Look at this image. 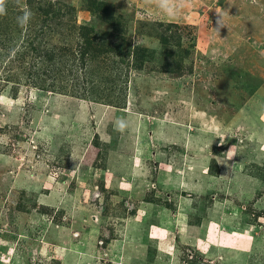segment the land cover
<instances>
[{
    "label": "rangeland",
    "instance_id": "374dc122",
    "mask_svg": "<svg viewBox=\"0 0 264 264\" xmlns=\"http://www.w3.org/2000/svg\"><path fill=\"white\" fill-rule=\"evenodd\" d=\"M0 264H264V0H7Z\"/></svg>",
    "mask_w": 264,
    "mask_h": 264
},
{
    "label": "crops",
    "instance_id": "0c3cea01",
    "mask_svg": "<svg viewBox=\"0 0 264 264\" xmlns=\"http://www.w3.org/2000/svg\"><path fill=\"white\" fill-rule=\"evenodd\" d=\"M185 165H187L186 163L184 164V167L182 166V167H179L178 169H179V171L178 172H175V170H173L174 168H173V166H171L172 168H167L166 170H165V172H166V174H168V176L170 177L171 175L172 176H174L175 178H177L178 179V181L179 180H182L183 179V177L185 176V174H187V173H189V174H193V175H195L194 173H191L192 171L190 170V168L189 167H187V166H185ZM182 172H184L185 174L184 175H182ZM171 174V175H170ZM202 176H204V177H208V175H209V173L208 174H201ZM189 176H188V174H187V178H188ZM184 179H186V176H185V178ZM174 195H176V193H174ZM182 196H183V194H181ZM178 196V195H177ZM147 205H150V203H148ZM152 209V217L153 218H155L156 220H157V222H158V224H157V226L156 227H154L153 229H152V231H151V234H152V232H153V230L155 229V228H159L160 227V224H161V221L163 220V218H160L158 215H157V213H156V210L158 209V208H156V207H152L151 208ZM150 209V210H151ZM149 210V211H150ZM161 210H163V213H164V216H165V218H168V219H170V215H169V210L167 209V208H161ZM169 222H170V220H169ZM172 225H174V224H172V222H171V226H170V229L172 228ZM171 239L172 238H170V236L167 238V239H165V241H163L160 237H158V239H155V238H153V237H150V240H152V241H154L156 244H157V246H158V250H161V251H163L164 253H168V251H167V246H170L171 245ZM167 242H169L168 244H167ZM167 245V246H166Z\"/></svg>",
    "mask_w": 264,
    "mask_h": 264
},
{
    "label": "clouds",
    "instance_id": "9594fccd",
    "mask_svg": "<svg viewBox=\"0 0 264 264\" xmlns=\"http://www.w3.org/2000/svg\"><path fill=\"white\" fill-rule=\"evenodd\" d=\"M7 0H0V15L6 14ZM158 6L165 12H168L173 7V0H156ZM32 17L31 11H25L22 16L17 17V22L22 27L27 25Z\"/></svg>",
    "mask_w": 264,
    "mask_h": 264
}]
</instances>
